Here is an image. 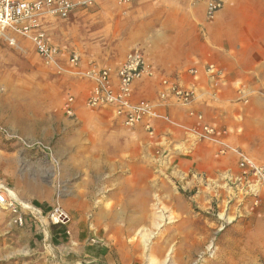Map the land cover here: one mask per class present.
<instances>
[{
	"label": "rangeland",
	"instance_id": "374dc122",
	"mask_svg": "<svg viewBox=\"0 0 264 264\" xmlns=\"http://www.w3.org/2000/svg\"><path fill=\"white\" fill-rule=\"evenodd\" d=\"M130 2L110 0L83 11L75 35L84 58L108 61L130 49L127 41L137 35L126 26V18L135 17L127 11ZM112 32L115 48L104 51ZM18 45L0 38V179L25 201L48 191L46 220L54 208L62 209L68 239L56 257L41 245L29 246L25 237L13 242L1 231L9 215L0 211V252H13L0 264H264V225L256 217L238 222L220 217L215 203L207 212L187 199L173 201L184 214L174 212L165 184L156 195L144 189L148 198L136 208L109 198L118 173L147 178L143 188L159 174L149 153H137V128L122 126L108 108L83 105L75 115L66 114L68 73L45 67L28 41L20 38Z\"/></svg>",
	"mask_w": 264,
	"mask_h": 264
},
{
	"label": "crops",
	"instance_id": "0c3cea01",
	"mask_svg": "<svg viewBox=\"0 0 264 264\" xmlns=\"http://www.w3.org/2000/svg\"><path fill=\"white\" fill-rule=\"evenodd\" d=\"M223 2L214 20L209 21L204 14L205 0H131L127 11L135 17H127L126 26L128 30L136 29L137 35L127 41V48H130L128 51H143L160 75L175 78L184 85H194L203 93V99L196 101L195 108L204 114L205 121L226 128L229 142L264 162V0H231L230 7L225 6V0ZM83 11L86 9L76 10L66 19H50L44 24L50 41L65 52L78 50L81 53L84 47L75 35L76 24ZM107 31L111 36V29ZM114 37L115 34L110 38L112 42L108 38L104 51L110 45L115 48L117 41L113 42ZM128 51L98 63H116ZM82 58L79 68L66 75L67 98L73 96L75 100L74 115L81 110L82 100L92 85L82 73L89 59L84 58L83 54ZM208 64H214L226 73L225 78L215 84L220 90V100L217 102L209 100L205 94L214 86L204 71ZM188 68H197L199 77H191L186 72ZM134 92L137 98H154V86L148 81L137 82ZM163 111L180 124L192 122L186 118L184 109L170 107ZM155 126L156 134L153 137L141 129L134 130L135 140L140 145L137 153H152L157 148L153 143H159L169 151L171 146L184 138L182 127L163 120H156ZM214 152V148L201 144L189 156L168 160L164 154L156 159L151 158L155 162L150 165L159 174L155 179L149 178L152 183L148 188H143V185H147V178L130 179L118 173L117 188L107 196L123 200L126 206L136 208L142 204L143 198H148L144 189L156 195L161 185L165 184L168 188L165 198L171 202L170 207L174 212L184 214L173 203L179 202L176 200L195 201L207 212L215 203L221 207L218 211L220 217L231 215L233 219L240 218L238 222L244 220L251 223L256 217L264 225L262 209L251 207L249 198L244 202L233 200L227 203L225 190L212 187L213 184H224L228 174L238 172L233 154L216 157ZM6 183L9 185V182ZM31 196L32 200L28 202L42 212L39 222L27 217L22 226H17L9 216L8 225L1 231L8 233L9 237L6 238L13 242L25 237L29 246L37 248L41 245L45 254L56 257L57 253L61 254V244L67 243L65 226L46 220L45 210L50 209L46 201L49 199L48 191L45 195L33 193ZM254 246L257 245L254 243ZM12 253L8 249L1 251L0 259ZM65 258L62 260L66 262Z\"/></svg>",
	"mask_w": 264,
	"mask_h": 264
},
{
	"label": "built area",
	"instance_id": "2783aa9c",
	"mask_svg": "<svg viewBox=\"0 0 264 264\" xmlns=\"http://www.w3.org/2000/svg\"><path fill=\"white\" fill-rule=\"evenodd\" d=\"M103 1L106 0H0V38L15 47H19L18 39L26 40L45 67L57 73L74 72L83 62L82 54L78 50L65 52L52 43L44 24L50 19H66L76 10L87 9ZM114 1L123 5L131 0ZM223 3V0H205V18L214 20ZM86 64L82 73L92 85L83 99L84 107L108 108L122 126L141 129L150 137L156 134V120L182 127L184 138L171 146L169 151L159 143H153L157 148L150 156L154 159L164 154L168 160L189 156L201 144L214 148L216 157L233 154L238 172L228 174L224 184H213L212 187L225 190L227 203L233 200L244 202L249 198L251 207H260L264 214V162L229 142L226 128L205 121L204 114L195 108L196 101L203 99V93L194 85H184L175 78L160 75L139 49L128 51L116 63L100 64L89 59ZM204 71L214 85L212 90L205 91L206 98L217 102L220 100V90L215 84L225 78V72L214 64H208ZM186 72L193 78L200 75L197 68H188ZM140 81H148L154 86V98L135 96V84ZM74 101V97L69 96L64 104V111L70 116L74 115ZM170 107L184 109L191 124L183 125L170 118L163 111ZM0 211L8 213L11 222L18 226H22L27 217L39 222L42 216L39 208L19 198L2 179ZM47 217L52 224H62L68 220L67 214L59 207L54 208Z\"/></svg>",
	"mask_w": 264,
	"mask_h": 264
},
{
	"label": "bare ground",
	"instance_id": "6f19581e",
	"mask_svg": "<svg viewBox=\"0 0 264 264\" xmlns=\"http://www.w3.org/2000/svg\"><path fill=\"white\" fill-rule=\"evenodd\" d=\"M137 207V206H136ZM133 214V213H132ZM131 214V215H132ZM136 222V221H135ZM131 227V226H130ZM142 236V238L141 239H143L144 240V242L145 241H148L149 240V237H148V235H147V237H145V235H141Z\"/></svg>",
	"mask_w": 264,
	"mask_h": 264
}]
</instances>
